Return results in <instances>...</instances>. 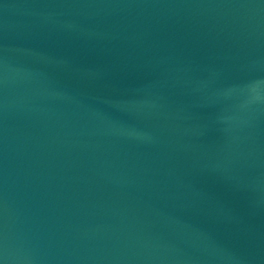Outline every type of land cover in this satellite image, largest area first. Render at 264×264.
<instances>
[{
  "label": "water",
  "instance_id": "95a60500",
  "mask_svg": "<svg viewBox=\"0 0 264 264\" xmlns=\"http://www.w3.org/2000/svg\"><path fill=\"white\" fill-rule=\"evenodd\" d=\"M264 0H0V264H264Z\"/></svg>",
  "mask_w": 264,
  "mask_h": 264
},
{
  "label": "clouds",
  "instance_id": "9594fccd",
  "mask_svg": "<svg viewBox=\"0 0 264 264\" xmlns=\"http://www.w3.org/2000/svg\"><path fill=\"white\" fill-rule=\"evenodd\" d=\"M253 99H259L261 89H264V81H253L245 86Z\"/></svg>",
  "mask_w": 264,
  "mask_h": 264
}]
</instances>
